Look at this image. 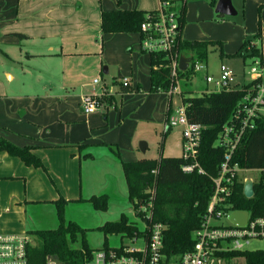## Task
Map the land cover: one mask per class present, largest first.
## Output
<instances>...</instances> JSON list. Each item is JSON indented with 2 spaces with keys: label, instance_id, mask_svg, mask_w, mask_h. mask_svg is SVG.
I'll return each instance as SVG.
<instances>
[{
  "label": "crops",
  "instance_id": "crops-1",
  "mask_svg": "<svg viewBox=\"0 0 264 264\" xmlns=\"http://www.w3.org/2000/svg\"><path fill=\"white\" fill-rule=\"evenodd\" d=\"M232 3L246 17L243 24L218 23L216 6L188 0L182 40L221 42L222 51L234 55L255 33V10L264 0ZM159 8V0H0V139L30 147L43 164L28 167L0 151V233L30 232V215L59 198L69 203L111 197L124 180L121 163L148 159L149 144L142 152L135 139L145 140L152 124L161 129L160 156L181 157L180 131H162L172 97L150 91V55L141 52L139 33L101 32L102 12ZM261 17L264 58V9ZM123 77L129 79L126 87ZM98 78L101 84L94 86ZM101 85L116 95L84 113L83 98ZM246 171L258 175L239 180L254 183L260 171Z\"/></svg>",
  "mask_w": 264,
  "mask_h": 264
},
{
  "label": "trees",
  "instance_id": "trees-1",
  "mask_svg": "<svg viewBox=\"0 0 264 264\" xmlns=\"http://www.w3.org/2000/svg\"><path fill=\"white\" fill-rule=\"evenodd\" d=\"M212 7L216 6V0H208ZM160 6L166 11L174 12L179 25L177 52L190 57L193 61L207 63L209 54L217 51L219 57H240L246 60L263 58L260 52L261 44V20H258L255 36L246 38L234 55H227L222 51V43L213 41H186L182 40L181 32L185 25V14L188 0H159ZM165 6V7H164ZM264 9V5L258 7V14ZM156 11H121L102 12L100 16L101 32L113 33H140V26L146 19L154 18ZM216 15L215 18H224ZM210 52V53H209ZM150 55L151 83L150 91L153 93H167L171 86V78L168 67V59L161 53ZM192 68L180 72V77L189 79ZM246 86L232 91L220 93H204L194 95L192 91L182 94V102L187 107V117L190 121L204 126L199 148L198 160L204 174L196 172L185 175L181 171L184 164L182 158L140 159L132 163L122 162L124 180H126L127 197L132 205V211L136 217L145 218V213L137 211L142 205H148L152 200V221L164 224V237L162 249L169 259L190 251L192 247L191 234L199 227L203 216L206 214L207 205L213 193L214 178L218 174L219 166L223 161L224 147L217 146V139L225 123L231 117L239 103ZM110 96L99 98L102 103ZM170 113V112H169ZM253 130L244 133L240 144L231 156L232 164H236L239 170L260 171L259 177L253 183V197L247 198L243 194V182L237 179L233 186L232 196L229 198L228 210H245L251 218L264 217V119L257 120ZM169 131L165 132L168 133ZM0 151L6 152L10 157H16L24 165L35 168H43L40 160L31 152V148H19L7 141L0 139ZM115 156L119 158L118 151ZM154 171V172H153ZM67 201L59 198L55 201L56 216L59 221L58 229L35 230L40 240L32 246L29 253L35 262L41 263L49 255L56 256L62 264H83L89 258L93 250L85 245L80 250L71 249L67 243V234L72 240H76L77 233L82 230L72 221H65L63 216L64 206ZM91 205L98 211L107 209L105 195L92 196L89 199ZM137 223L121 214L120 219L114 222H106L97 230L104 235L131 234L135 231ZM48 231V232H41ZM106 246V244L104 245ZM245 264H264V249L254 252H244Z\"/></svg>",
  "mask_w": 264,
  "mask_h": 264
},
{
  "label": "built area",
  "instance_id": "built-area-1",
  "mask_svg": "<svg viewBox=\"0 0 264 264\" xmlns=\"http://www.w3.org/2000/svg\"><path fill=\"white\" fill-rule=\"evenodd\" d=\"M165 7V6H164ZM160 6L154 18L146 19L140 26V49L144 54L161 53L168 59L171 86L166 93L170 97L174 93L179 95L178 106L171 108L165 120V132L178 129L181 134L182 155L184 164L181 167L183 174H204L198 160L204 126L192 122L187 117V107L182 102L183 90L180 83L191 80L198 72H203V82L206 88L204 93H220L242 89L244 93L236 105V109L225 123L217 139V146L224 147L223 161L219 166L218 174L212 178L213 193L207 205L206 214L203 216L199 227L191 234L192 247L190 251L178 256L167 258L162 249L165 226L152 221V200L149 204L140 206L137 211L144 212L145 218L141 219L143 225H136L131 234L123 233L122 237L129 240L130 246L120 245L118 248L102 246L93 250L91 256L83 264H245L244 252H254L247 246L254 240H264V217L251 218L248 212L246 223L238 226L228 220L233 211L229 198L232 196L235 181L239 179L238 166L232 164L233 151L240 144L245 132L253 130L257 120L264 119V58L250 60L247 68V81L238 85L235 75L223 63L218 67L217 75L208 73L207 63L193 61L190 57L187 69L192 68L189 79L180 77L179 59L182 54L177 52L179 25L174 12L164 10ZM186 69V70H187ZM94 86L101 84V79L94 81ZM129 84L127 78H122L121 85ZM110 92L104 86L92 95L85 96L81 109L86 114L97 111L99 98L109 96ZM154 172V171H153ZM134 214V212H133ZM34 245L25 234L0 233V264H62L56 256L49 255L41 263L35 262L29 250Z\"/></svg>",
  "mask_w": 264,
  "mask_h": 264
},
{
  "label": "rangeland",
  "instance_id": "rangeland-1",
  "mask_svg": "<svg viewBox=\"0 0 264 264\" xmlns=\"http://www.w3.org/2000/svg\"><path fill=\"white\" fill-rule=\"evenodd\" d=\"M262 10L260 11L259 14H258V7L255 10V25H256L255 33L258 28L257 23L259 19L261 20V32H262V17H261ZM241 11H243V7ZM245 18L246 17L244 16L243 12H240V14L237 15V18H232V17L216 18V20L218 23L219 20L220 21L229 20L236 22L238 24H243ZM183 30L181 32V35L183 33ZM255 33L253 35L247 36V38H250V36L251 37L255 36ZM261 44H259V48H261ZM223 53L225 52L223 51ZM240 59H241L240 57L238 58L223 57V60H221L219 57V53H217V51L211 52L207 60V66H206L207 71L208 73H217L218 67L222 61L228 70H230L233 74L235 73L237 75L236 82H238V85H242L248 79L247 68L251 63V61L246 60L245 63H242V59L241 60ZM241 73H244V76L242 75L240 77ZM203 75H204V71L198 72L191 80L187 81L186 83L182 81L180 83V88L181 90H183V93L186 92L187 90V91H192L194 95H200L204 91V87H205V83L202 81ZM109 92H110L109 96L116 95L115 91H111V88H109ZM118 95L120 96L119 93ZM167 97L170 98L169 95H167ZM179 102H180L179 95L174 93L171 98V101L169 103L167 102V108H168V104L172 105V107H176L178 106ZM165 120L166 117L162 123L163 125L162 131L163 129L165 130ZM152 125L153 128H151L149 134L146 135V139L137 140V141L135 139V144L138 145V147L140 142H143L147 145L149 144L150 149L145 154V158L159 159L161 147H162L161 129L159 126L155 124ZM116 149L118 150V147ZM91 169L96 170L99 168H91ZM256 175H258V173H255L253 171H251L250 173L246 170H241L238 172L239 177H245V176L254 177ZM120 180H121V189L117 185V188L112 191L111 197H108L104 194L107 198V209L104 211L96 210L89 202L90 198L83 199L80 202L68 203L67 201L65 203L64 212H63L65 221L74 222L82 230V234L77 233L76 240H72L70 236L67 234V243L71 249L80 250L83 248L84 245L90 250L101 249L102 246H104L105 244L106 246L111 248H118L120 245L130 246L129 240L126 239L125 237H122L121 234L105 236L104 233L97 230V228L101 226V224H103L104 222L118 221V219H120L121 217V214L129 216L130 220L137 223V225H143L142 222L140 221V218L136 217L132 213V205L125 194V190H126L125 180H123V178H120ZM108 184L110 186H115L114 183H112L111 181H109ZM102 185L106 186V183H102ZM30 218L35 222V225L33 227L32 226L30 227V229L32 230L30 232H18V234H25L28 236L30 245H36L37 243L40 242L38 236L35 234V232L37 231L34 230H48V229L59 228V221H58V217L56 216L55 203L53 204L47 203L46 205H43V208H39L37 211L33 212V214L30 215ZM31 220L29 222H32ZM48 231H56V230H48ZM48 231H41V232H48ZM13 233H17V232H13ZM13 233H6V234H13ZM247 249L252 251L264 249V240L252 241L247 246ZM240 264H243L242 260Z\"/></svg>",
  "mask_w": 264,
  "mask_h": 264
},
{
  "label": "water",
  "instance_id": "water-1",
  "mask_svg": "<svg viewBox=\"0 0 264 264\" xmlns=\"http://www.w3.org/2000/svg\"><path fill=\"white\" fill-rule=\"evenodd\" d=\"M216 15H223L225 17H235L237 15V11L235 10L232 0H218L215 7ZM190 58L187 56H181L179 59V70L181 72H185L187 69ZM104 73H106L104 71ZM139 147L142 152H144L147 145L143 142L139 143ZM243 194L247 198L253 197V182L251 180H246L243 184ZM248 217V212L245 210L242 211H233L229 216L228 220L235 225L243 226L246 223V219Z\"/></svg>",
  "mask_w": 264,
  "mask_h": 264
}]
</instances>
